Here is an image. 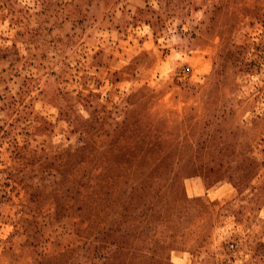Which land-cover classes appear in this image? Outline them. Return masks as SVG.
Masks as SVG:
<instances>
[{
	"label": "rangeland",
	"instance_id": "374dc122",
	"mask_svg": "<svg viewBox=\"0 0 264 264\" xmlns=\"http://www.w3.org/2000/svg\"><path fill=\"white\" fill-rule=\"evenodd\" d=\"M0 264H264V0H0Z\"/></svg>",
	"mask_w": 264,
	"mask_h": 264
}]
</instances>
